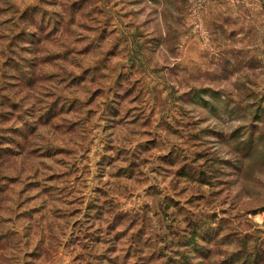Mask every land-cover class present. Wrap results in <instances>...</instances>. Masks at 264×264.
Masks as SVG:
<instances>
[{
  "label": "rangeland",
  "instance_id": "obj_1",
  "mask_svg": "<svg viewBox=\"0 0 264 264\" xmlns=\"http://www.w3.org/2000/svg\"><path fill=\"white\" fill-rule=\"evenodd\" d=\"M0 264H264L260 0H0Z\"/></svg>",
  "mask_w": 264,
  "mask_h": 264
},
{
  "label": "trees",
  "instance_id": "obj_2",
  "mask_svg": "<svg viewBox=\"0 0 264 264\" xmlns=\"http://www.w3.org/2000/svg\"><path fill=\"white\" fill-rule=\"evenodd\" d=\"M261 4L264 5V0H260ZM29 25H34V20L33 19H30V22L28 23ZM9 96H15V93H11Z\"/></svg>",
  "mask_w": 264,
  "mask_h": 264
}]
</instances>
